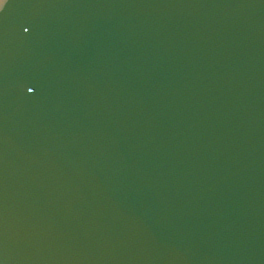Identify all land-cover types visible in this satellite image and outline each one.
Instances as JSON below:
<instances>
[{
  "label": "water",
  "instance_id": "95a60500",
  "mask_svg": "<svg viewBox=\"0 0 264 264\" xmlns=\"http://www.w3.org/2000/svg\"><path fill=\"white\" fill-rule=\"evenodd\" d=\"M0 264H264V0H0Z\"/></svg>",
  "mask_w": 264,
  "mask_h": 264
}]
</instances>
